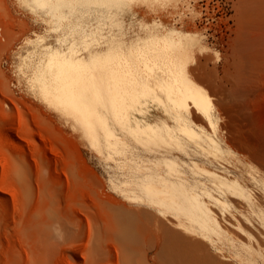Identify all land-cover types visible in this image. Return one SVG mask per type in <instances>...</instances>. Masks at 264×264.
<instances>
[{
	"label": "rangeland",
	"instance_id": "1",
	"mask_svg": "<svg viewBox=\"0 0 264 264\" xmlns=\"http://www.w3.org/2000/svg\"><path fill=\"white\" fill-rule=\"evenodd\" d=\"M243 1L68 0L51 17L32 0H0V264H174V250L193 252V236H182L171 214L125 197L119 156L112 160L94 149L74 118L43 101L35 82L39 59L32 52L44 50L39 37L66 53L76 49L87 56L108 44L129 45L134 34L155 23L205 36L211 52L186 67L198 90L210 97L218 129L213 133L193 111L192 123L172 122L182 148L157 130L137 151L144 159L177 157L186 163L178 166L181 175L197 182L193 188L227 197L214 211L237 243L218 255L210 250L216 264L237 258L244 236L232 227L235 222L264 249L256 217L218 185L224 179L241 182L262 203L264 47L244 44L242 64L232 65L231 37ZM145 117L149 123L169 121L162 108L148 102ZM191 124L212 135L216 149L202 150L185 134Z\"/></svg>",
	"mask_w": 264,
	"mask_h": 264
},
{
	"label": "bare ground",
	"instance_id": "2",
	"mask_svg": "<svg viewBox=\"0 0 264 264\" xmlns=\"http://www.w3.org/2000/svg\"><path fill=\"white\" fill-rule=\"evenodd\" d=\"M32 1L55 17L68 0ZM242 4L243 9L235 16V37H231L235 69L244 59L239 50L244 44L264 47V0H244ZM42 38L38 39L42 40L40 46L44 50H35L32 56L39 59L34 75L43 101L74 118L83 136L98 152L112 160L119 156V168L125 177L119 188L127 199H144L157 213L171 214L174 228L182 236L183 233L193 236L190 237L193 252L183 248L174 250V264H216L209 251L218 255L237 243V237L214 211V207L227 203V197L209 188H193L197 182L181 175L178 166L182 161L177 157L163 154L160 159H144L137 151L141 143H150L157 130L166 132L170 143L182 148L184 145L171 133L172 122L192 123L193 111L201 114L216 133L214 105L210 97L198 90L186 67L190 59L211 52L205 45V36L176 32L159 23L147 24L144 30L133 35V43H112L104 50L90 49L87 56L76 49L66 53ZM146 102L162 108L169 121L149 123L145 117ZM191 128L192 124L184 132L202 150L205 145L216 149V141L205 129ZM196 158L202 160L200 156ZM205 171L213 178L217 176ZM218 185L250 210L264 235V197L259 203L251 189L238 181L224 179ZM234 224L232 227L244 236V242L237 244L240 249L236 260L222 264H264L263 247L255 243L240 223Z\"/></svg>",
	"mask_w": 264,
	"mask_h": 264
},
{
	"label": "snow or ice",
	"instance_id": "3",
	"mask_svg": "<svg viewBox=\"0 0 264 264\" xmlns=\"http://www.w3.org/2000/svg\"><path fill=\"white\" fill-rule=\"evenodd\" d=\"M25 6H27V5H25ZM47 5H45V7H46ZM65 7H67V5H65Z\"/></svg>",
	"mask_w": 264,
	"mask_h": 264
}]
</instances>
